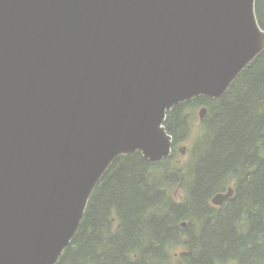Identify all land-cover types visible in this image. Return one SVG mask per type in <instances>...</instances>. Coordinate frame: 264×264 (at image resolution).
Returning <instances> with one entry per match:
<instances>
[{"label": "water", "instance_id": "water-1", "mask_svg": "<svg viewBox=\"0 0 264 264\" xmlns=\"http://www.w3.org/2000/svg\"><path fill=\"white\" fill-rule=\"evenodd\" d=\"M255 1L0 0V264H55L118 157L171 155L167 112L264 51Z\"/></svg>", "mask_w": 264, "mask_h": 264}, {"label": "trees", "instance_id": "trees-1", "mask_svg": "<svg viewBox=\"0 0 264 264\" xmlns=\"http://www.w3.org/2000/svg\"><path fill=\"white\" fill-rule=\"evenodd\" d=\"M255 13L264 30V0ZM199 106L207 113L195 126ZM164 126L171 155L118 157L55 264H264V51L223 97L181 102ZM187 140L188 159L178 161ZM228 187L233 196L214 206Z\"/></svg>", "mask_w": 264, "mask_h": 264}, {"label": "rangeland", "instance_id": "rangeland-1", "mask_svg": "<svg viewBox=\"0 0 264 264\" xmlns=\"http://www.w3.org/2000/svg\"><path fill=\"white\" fill-rule=\"evenodd\" d=\"M200 107L201 106H199V107H197L194 111H193V113H194V125L195 126H197V123H198V121H201L200 119H199V116H198V110L200 109ZM194 126V127H195ZM190 141H183V142H181L180 144H179V146H178V154H177V160L178 161H186L187 159H188V147H189V145H190ZM182 146H186V152H185V154H182L181 152H180V148L182 147ZM173 192V195H174V197H175V199H177V200H180L181 199V193H180V191H179V186H176V189L174 188V191H172ZM180 250V248H177L176 249V251H179Z\"/></svg>", "mask_w": 264, "mask_h": 264}, {"label": "bare ground", "instance_id": "bare-ground-1", "mask_svg": "<svg viewBox=\"0 0 264 264\" xmlns=\"http://www.w3.org/2000/svg\"><path fill=\"white\" fill-rule=\"evenodd\" d=\"M232 100V99H231ZM196 104V103H195ZM197 154V153H196ZM146 179V178H145ZM151 190V189H150ZM149 207V206H148ZM99 237V236H98ZM161 245V244H160ZM160 248V247H159Z\"/></svg>", "mask_w": 264, "mask_h": 264}]
</instances>
